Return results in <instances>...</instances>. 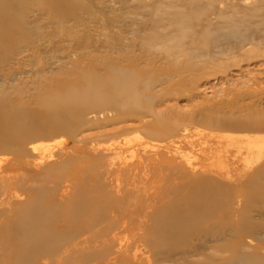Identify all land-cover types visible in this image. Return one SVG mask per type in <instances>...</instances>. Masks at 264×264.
<instances>
[{
    "label": "rangeland",
    "instance_id": "obj_1",
    "mask_svg": "<svg viewBox=\"0 0 264 264\" xmlns=\"http://www.w3.org/2000/svg\"><path fill=\"white\" fill-rule=\"evenodd\" d=\"M83 1L64 21L29 8L30 36L0 61V96L37 110L51 89L79 78L86 65L106 78L107 71L118 74L131 63L148 82L139 93L151 112L142 120L122 119L111 107L85 105L67 131L26 139L18 155L0 153L3 161L9 158L0 165V264H14L24 211L40 198L87 203V216L62 231L58 249L67 247L69 264H264V163L245 161L248 136L264 131L206 122L264 119V48L232 49L234 39L222 30L246 5ZM182 13L188 24L192 20L187 29L174 22ZM204 27L209 33L201 35ZM118 78L115 85L127 81ZM158 121L164 131L149 133L146 125ZM204 199L206 221L177 245H152L148 230L158 211L176 207L185 214L187 202ZM55 257L37 264H55Z\"/></svg>",
    "mask_w": 264,
    "mask_h": 264
},
{
    "label": "bare ground",
    "instance_id": "obj_2",
    "mask_svg": "<svg viewBox=\"0 0 264 264\" xmlns=\"http://www.w3.org/2000/svg\"><path fill=\"white\" fill-rule=\"evenodd\" d=\"M80 1L81 0H0V61L10 56L13 50L17 49V46H21L22 43L24 45V42L27 41L26 39L30 36V30L26 27L24 21V17L29 8L32 9L33 7H37L47 12L52 20L64 21L69 16L75 15V9L80 5ZM226 1H229L231 5H236L239 2L242 5H246L241 12L236 13L237 20L222 26L224 27V29H222L224 31L223 33H226L230 38L234 39L235 45L232 49L238 47L245 48L248 45L251 50H255L258 47L264 48V0H221V2ZM81 5L85 7V4ZM201 11L203 10H200V13ZM188 16L189 15L184 13L179 14L174 22L177 26L179 25V27L187 29L192 22L191 20L189 24L187 23L190 19ZM205 31L209 33L208 27H204L200 31V34L203 35ZM211 41L207 40L205 44L209 47L212 44ZM150 48L151 46H149V49ZM117 69H119L120 73L112 74L107 71L106 78H103L96 75L93 66L87 67L86 65L84 68L80 69L79 78L76 80H68L57 89H51L49 91L50 94L44 97L40 108L37 110H27L23 106L12 103L7 97L0 96V153L12 152L18 155L24 151V149H21L20 144L26 139L39 136L47 137V135L52 133L67 131L70 126L72 127L71 121H73V117L76 114L80 115L82 113V107L85 105H87V109L108 106L118 112V114L123 117H121L122 119H133L135 116H139L142 120L146 116V112H151V109L147 101H141V97L146 96H143V94L140 95L139 89L142 87V84H147L148 82L146 79V82L143 81L144 78L140 76L142 72L136 70L135 64L130 63L128 68L118 67ZM126 70H131L132 74L128 75ZM118 77L125 78L128 83L126 81L123 85H115L119 80ZM108 80H110V82H108ZM206 122L208 125L238 126L244 128V131H264V119H258V116H252L247 120L243 119L233 124L215 117H209ZM146 127L148 128V132L154 135L161 134L164 131V124L161 121H158L154 126L146 125ZM249 136L245 145L247 146L245 149V161L247 165L250 166L257 162H260L261 165L264 163V136ZM34 149L37 150L35 147ZM42 155H44V153H42L41 156ZM42 159L41 157V160ZM3 162H9V158L4 161L0 159V165ZM45 169L48 170L47 168ZM46 173L49 174L48 172ZM7 179H9V177H7ZM34 180L35 179H33V182ZM1 181H3L5 185L4 178L3 180L1 179ZM31 182H29V184H32ZM17 184L19 186V183ZM29 186L30 185H28V187ZM4 191L5 193L7 192L5 189ZM38 197L40 198L41 196ZM64 200L61 202L49 201V204H47L46 202L43 203L42 198H40L39 203L37 200H34L32 205L26 208L24 211L26 219L21 225L23 236L20 240L22 241H18L19 250L14 258V264H37L40 259L46 260L45 258H48V260H53L52 258L56 255H59L58 258H60V261H58L59 259L55 257L54 261H58L56 262L57 264H69V262L72 261L71 258H68V255H66L68 252L67 247L65 248L66 251H59L58 249L60 242L63 240L61 237L62 231H64L65 228L73 227L75 220L79 217L87 216V203L82 199H78V202H75V200H73L74 202ZM204 201L205 202H200L199 204L187 202L188 204L184 208L185 214L180 212V209L176 207L174 209L173 207L170 209L163 208V210L158 211L153 216V225L150 226L148 230V233L152 237V245L154 243V245L164 246L166 248L177 245V243L182 240L181 238L183 235L189 233L188 231L190 228L196 227L201 221H206L210 215L208 205L206 206V200L204 199ZM179 204L181 205V203ZM116 214H118V212L112 215L114 216ZM111 233H114V231ZM118 233L117 235L119 237L120 234ZM85 236H83V239ZM118 239L120 241L121 238ZM122 240L120 242H122ZM85 241H87V239ZM84 244L86 243H83V246H85ZM121 244L122 243H120V245ZM71 246H73V244ZM73 248L71 247V249ZM61 259L64 261H61Z\"/></svg>",
    "mask_w": 264,
    "mask_h": 264
}]
</instances>
